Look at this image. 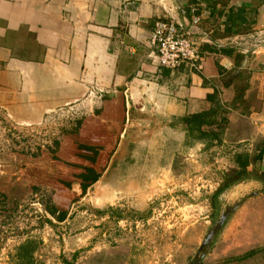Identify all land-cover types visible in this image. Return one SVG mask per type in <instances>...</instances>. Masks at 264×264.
I'll use <instances>...</instances> for the list:
<instances>
[{
  "label": "rangeland",
  "instance_id": "rangeland-1",
  "mask_svg": "<svg viewBox=\"0 0 264 264\" xmlns=\"http://www.w3.org/2000/svg\"><path fill=\"white\" fill-rule=\"evenodd\" d=\"M232 95L223 92L218 100L228 98L227 107L231 102L247 110ZM102 115L97 109L82 116L64 110L33 126L0 116V260L20 262L22 244L32 240L31 264H191L227 209L200 264H264V181L253 177L263 172V161L249 165L250 178L210 203L223 174L236 167L235 154L256 152L264 139L250 144L246 120L231 119L208 147L206 141H187L184 134L180 141L174 132L157 130L150 136L155 145L131 144L119 160L112 144L105 169L83 191L78 172L85 162L74 155L69 132L91 129L114 138ZM129 124L126 135L142 139L151 133ZM60 208L62 221L56 217ZM252 249L254 255L240 258Z\"/></svg>",
  "mask_w": 264,
  "mask_h": 264
},
{
  "label": "crops",
  "instance_id": "crops-1",
  "mask_svg": "<svg viewBox=\"0 0 264 264\" xmlns=\"http://www.w3.org/2000/svg\"><path fill=\"white\" fill-rule=\"evenodd\" d=\"M242 3L253 10L251 30L226 36L224 17L215 26L203 1L0 0V116L33 126L59 111L82 116L97 109L115 132L113 155L121 160L131 144L155 145L150 136L160 130L181 141L178 119L210 106L206 97L219 65L249 74L248 113L232 111V119L249 123L253 145L264 138V2L230 0L228 6ZM158 18L182 23L196 39L203 56L198 70L158 65L150 43ZM130 122L151 129L148 138L126 135Z\"/></svg>",
  "mask_w": 264,
  "mask_h": 264
},
{
  "label": "trees",
  "instance_id": "trees-1",
  "mask_svg": "<svg viewBox=\"0 0 264 264\" xmlns=\"http://www.w3.org/2000/svg\"><path fill=\"white\" fill-rule=\"evenodd\" d=\"M193 1H203L206 3L207 8L209 9V16L213 18V24L215 26L219 25L221 17H224L221 21L223 24V35L244 34L251 30V25L254 20L249 16L253 12L249 4L242 3L240 5L228 6L229 0ZM223 51L229 52L228 50ZM217 70L218 76L213 79L211 84L213 91L206 97L210 106L206 110L185 114L178 119V121L183 124L184 137L187 141H206L207 147L220 140V135L222 134L223 129L232 119V111L239 114H245L247 112L245 109H239V107L234 106V104L232 105L231 102V106H229L231 109H228L229 107L226 106V103H223L224 101H229L227 100L228 98H224L223 96L224 99L222 102L218 100V96L222 97L223 92L231 91L233 94V102H242L243 104L248 105L244 98V91L248 86L247 79L249 74L247 71L244 69L234 70V68L228 70L219 65H217ZM90 119L91 118L88 116L87 118L77 120V125L80 126L81 123ZM86 125L88 126V124H84V126ZM107 134L108 133L102 135L100 132L91 131V129H89V131L83 130L82 132L76 130L69 132L70 140L73 143L72 147L74 146V155L85 162L81 167L78 166L81 171L78 172V178L80 179V186L83 191H85L86 187L98 180L108 163V157L110 156V149L108 150V148L113 143ZM54 143L56 146L59 145L58 141H55ZM263 158L264 139L260 143L256 152L252 154L246 152L236 153V167L229 169L223 174L221 184L210 197V203L214 206L218 194L222 193L233 183L243 180L244 178H250V174H252L253 170H248L247 167L249 165L255 166L257 161H263L264 163ZM257 173L258 174L253 175V177L264 181V170L263 172L260 171ZM51 212L56 214L54 211ZM57 214L58 216L56 215V217L59 221H62L65 218L64 209L60 208ZM34 248V241H25L18 254L20 259V262L18 263L31 264ZM256 251V249L249 250L240 256V258L250 257L254 255Z\"/></svg>",
  "mask_w": 264,
  "mask_h": 264
},
{
  "label": "built area",
  "instance_id": "built-area-1",
  "mask_svg": "<svg viewBox=\"0 0 264 264\" xmlns=\"http://www.w3.org/2000/svg\"><path fill=\"white\" fill-rule=\"evenodd\" d=\"M197 22L198 17L193 16L192 23ZM150 43L155 47L159 66L171 71L199 69L203 56L196 39L182 23L170 18L156 19L151 29Z\"/></svg>",
  "mask_w": 264,
  "mask_h": 264
},
{
  "label": "water",
  "instance_id": "water-1",
  "mask_svg": "<svg viewBox=\"0 0 264 264\" xmlns=\"http://www.w3.org/2000/svg\"><path fill=\"white\" fill-rule=\"evenodd\" d=\"M228 215V210H223L216 221L213 223L212 227L208 230V232L205 234L201 244L198 247L197 253L195 258L193 259L191 264H200V261L202 260L204 256V249L210 244L212 241V238L216 231L222 226L224 221L226 220Z\"/></svg>",
  "mask_w": 264,
  "mask_h": 264
}]
</instances>
